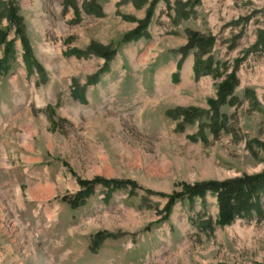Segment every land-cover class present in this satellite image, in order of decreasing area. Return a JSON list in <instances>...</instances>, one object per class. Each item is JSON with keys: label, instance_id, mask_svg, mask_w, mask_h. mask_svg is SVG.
<instances>
[{"label": "rangeland", "instance_id": "1", "mask_svg": "<svg viewBox=\"0 0 264 264\" xmlns=\"http://www.w3.org/2000/svg\"><path fill=\"white\" fill-rule=\"evenodd\" d=\"M16 1L45 79L29 71L4 19L15 54L0 74V264H264V198L262 215L229 226L218 224L212 194L179 201L163 221L168 197L185 184L264 172V48L255 45L264 0H159L149 37L131 42L123 36L153 0L138 9L132 0ZM84 2L103 17L87 15ZM189 30L215 38L205 60L221 76L196 78L198 52H180ZM93 42L115 58L68 55ZM234 72L233 102L219 108L228 120L214 133L209 101ZM181 107L203 111L184 132L182 116L169 115ZM99 177L139 188L97 186L75 207L63 199ZM100 231L115 237L94 249Z\"/></svg>", "mask_w": 264, "mask_h": 264}, {"label": "trees", "instance_id": "2", "mask_svg": "<svg viewBox=\"0 0 264 264\" xmlns=\"http://www.w3.org/2000/svg\"><path fill=\"white\" fill-rule=\"evenodd\" d=\"M159 0L150 1L151 9L148 12V15L145 20L138 21V27L129 31L127 34L123 36L124 42H131L133 40L141 39L142 37L148 38L147 28L148 23L152 15V9ZM149 0H132L134 6L138 9L139 7L147 4ZM188 5H184L186 7ZM74 12L76 13V17L79 18L81 15V10L75 4ZM98 9V10H97ZM83 11L87 15H94L95 17H103V11L101 7H98L94 4H90L89 2L83 3ZM181 16V15H180ZM128 21H134L133 18L129 16L124 17ZM6 19L9 23L10 28H13L18 39L21 41V45L24 51V61L25 65L30 69L29 71H33L32 68H36L42 74V79H45V75L43 74V66L36 60L32 46L30 44L29 38L26 32V25L22 15L20 14L19 5L16 0H0V23ZM188 41L185 46L180 49V52L186 56L191 51L196 50L198 53L196 54V61L194 66V73L196 78L198 79L204 75H213L221 76L222 73L220 69H216L213 57L208 56L205 60V56L208 55L210 50L214 46L215 38L213 36H205L200 32L189 30L188 31ZM9 32L7 30L0 29V45L5 46V56L0 59V74H5L10 70L9 59L14 56L15 49L14 44L15 41L8 40ZM256 48H264V28L262 30H258L257 35V43L255 44ZM93 52V53H92ZM117 52L111 49L105 48L102 45H98L96 43H92L88 48V51L82 52L78 49H72L69 51L68 55H74L78 58L84 56L89 57L92 55L99 56L101 59L104 58L107 62L112 61ZM106 62L105 67L101 69L102 73L109 71V66ZM239 61L237 62V64ZM239 85L238 79L236 77V72L229 75L225 81L220 83L218 86V97L217 99H211L209 101L210 108L212 109L211 127L213 128L214 133H217L223 126V122L226 123L228 117L226 115H222L220 112V106L225 105L227 103L233 102L230 100L234 93L235 88ZM176 115H173V114ZM203 111L201 109H193V108H177L176 110L169 113V115L174 119H181L183 124H178L177 130L179 132H184L185 127L183 125L194 124L197 119L202 117ZM80 185L82 190L77 193L75 197L71 199L68 197H64L63 199L68 200L69 203L75 207L80 204H85L86 199L90 197L97 186L104 187L107 191L112 190V192L124 189L131 188L132 190H137L138 184L134 181H126V180H107L104 178H95L91 181H80ZM184 192L178 193L175 192L170 195L168 198V204L166 208V214L163 217V221L170 218L172 214L173 208L177 205L179 201H189L190 203L196 201V199H200L205 201L208 194H212L216 196L218 207H219V219L218 224L220 226H229L233 224L237 219L250 218L253 217L254 214L262 215L263 212V198H264V172L256 175H245L244 178H234L226 181H209L197 183L194 185H183ZM210 226H212V221L209 222ZM114 238L115 235L100 231L94 235V239L92 241V247L97 248L100 243L105 238Z\"/></svg>", "mask_w": 264, "mask_h": 264}]
</instances>
